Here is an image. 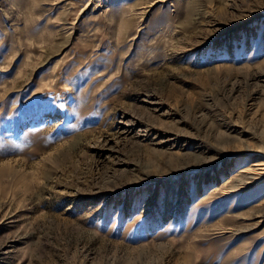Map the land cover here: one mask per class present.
I'll return each mask as SVG.
<instances>
[{
  "label": "rangeland",
  "instance_id": "rangeland-1",
  "mask_svg": "<svg viewBox=\"0 0 264 264\" xmlns=\"http://www.w3.org/2000/svg\"><path fill=\"white\" fill-rule=\"evenodd\" d=\"M0 264H264V0H0Z\"/></svg>",
  "mask_w": 264,
  "mask_h": 264
},
{
  "label": "bare ground",
  "instance_id": "bare-ground-1",
  "mask_svg": "<svg viewBox=\"0 0 264 264\" xmlns=\"http://www.w3.org/2000/svg\"><path fill=\"white\" fill-rule=\"evenodd\" d=\"M258 165H260V164H258Z\"/></svg>",
  "mask_w": 264,
  "mask_h": 264
}]
</instances>
